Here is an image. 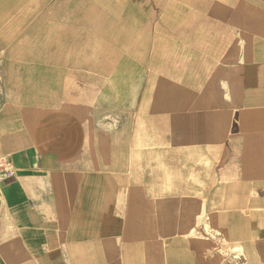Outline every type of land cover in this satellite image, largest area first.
<instances>
[{
	"label": "crops",
	"instance_id": "crops-1",
	"mask_svg": "<svg viewBox=\"0 0 264 264\" xmlns=\"http://www.w3.org/2000/svg\"><path fill=\"white\" fill-rule=\"evenodd\" d=\"M211 1L183 0V37L220 27L209 36L230 43L215 105L192 79L161 111L136 81L104 99L80 84L90 56L62 29L0 51V264H236L234 245L240 264H264V0ZM122 7L75 0L42 21L76 27L80 12Z\"/></svg>",
	"mask_w": 264,
	"mask_h": 264
},
{
	"label": "rangeland",
	"instance_id": "rangeland-1",
	"mask_svg": "<svg viewBox=\"0 0 264 264\" xmlns=\"http://www.w3.org/2000/svg\"><path fill=\"white\" fill-rule=\"evenodd\" d=\"M74 1L0 0V51L32 49L43 44L39 40H48L54 30L62 29L63 39L75 41L74 50L83 52L79 53L81 56H90L78 59L80 84L89 80L96 88V95L104 99H118L122 88L129 95L136 81L142 85L140 97L154 100L152 104L157 106L151 109L161 111L166 109L162 104L168 97H174L177 103L187 94L183 82L192 79V95L207 98V103L213 104L209 99L216 92L210 89L215 86L210 82L216 78V70L224 73L229 70L226 63L230 43L222 41L220 36V41L215 42L209 36L220 27H191L192 40L184 41L183 19L188 12L183 10V0H94L96 4L123 7L80 12L82 25L76 27L43 23V15L52 6L65 8ZM60 13L70 17L74 12L65 8ZM220 13L219 10L205 12L208 19L220 18ZM196 14L192 13V20L198 18ZM56 38L62 39L59 35ZM199 38L203 41L199 42ZM87 67H94V72L87 74ZM200 68H206L203 75L199 74ZM122 83L124 87H120ZM100 88L105 91H99ZM226 88H221V96L229 99ZM213 105L207 106V111L212 113ZM222 253L225 258L230 257L227 252ZM234 263H241L237 245H234Z\"/></svg>",
	"mask_w": 264,
	"mask_h": 264
},
{
	"label": "bare ground",
	"instance_id": "bare-ground-1",
	"mask_svg": "<svg viewBox=\"0 0 264 264\" xmlns=\"http://www.w3.org/2000/svg\"><path fill=\"white\" fill-rule=\"evenodd\" d=\"M262 263V262H261Z\"/></svg>",
	"mask_w": 264,
	"mask_h": 264
}]
</instances>
